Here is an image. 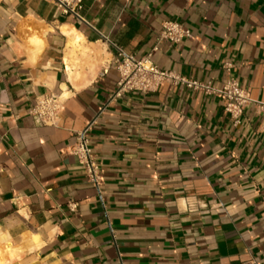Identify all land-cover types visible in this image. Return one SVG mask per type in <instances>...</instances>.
I'll use <instances>...</instances> for the list:
<instances>
[{
  "label": "crops",
  "instance_id": "0c3cea01",
  "mask_svg": "<svg viewBox=\"0 0 264 264\" xmlns=\"http://www.w3.org/2000/svg\"><path fill=\"white\" fill-rule=\"evenodd\" d=\"M80 1L76 18L0 0L2 264H264V109L235 123L221 98L169 83L115 97L112 66L116 46L264 103V0ZM168 21L191 37L158 41ZM49 95L56 126L29 114ZM86 127L98 191L70 152Z\"/></svg>",
  "mask_w": 264,
  "mask_h": 264
},
{
  "label": "built area",
  "instance_id": "2783aa9c",
  "mask_svg": "<svg viewBox=\"0 0 264 264\" xmlns=\"http://www.w3.org/2000/svg\"><path fill=\"white\" fill-rule=\"evenodd\" d=\"M64 15H73L78 17L77 11L80 8V0H52ZM191 37L189 29L175 21L164 22L161 25V31L158 41H167L172 44H179L185 39ZM115 49V59L113 61L114 70L118 74L117 90L115 97L120 96L125 91L150 92L156 89L162 83L180 85L192 91H199L207 96L219 97L223 100V109L235 119L238 118L243 110L255 103L259 109H264V103H257L251 100L235 80H228L221 88H213L208 83L187 80L179 75L159 70L151 61L150 55L142 59H135L132 55L126 53L121 48L113 46ZM156 49H154L155 51ZM63 99L61 96H40L35 99L34 105L29 110L30 116L45 126H56L59 113L63 109ZM264 127V121H262ZM88 129L75 133L74 144L70 149L71 155L77 158L83 166L87 181L97 191L101 183L99 166L88 147ZM73 208L75 205H70ZM248 264H255L250 262Z\"/></svg>",
  "mask_w": 264,
  "mask_h": 264
},
{
  "label": "bare ground",
  "instance_id": "6f19581e",
  "mask_svg": "<svg viewBox=\"0 0 264 264\" xmlns=\"http://www.w3.org/2000/svg\"><path fill=\"white\" fill-rule=\"evenodd\" d=\"M72 33H73V35L76 36L75 39L77 42L83 41L82 38L78 34H76L74 31H72ZM88 53H89L88 49L83 50V56H87ZM70 73H72V72L70 71ZM70 75H71L72 82H74L76 76L74 74H70ZM15 253H16V251L11 247L10 244H7L4 247V249L0 248V264H2L4 262L6 254H9L10 257H13V256H15L14 255Z\"/></svg>",
  "mask_w": 264,
  "mask_h": 264
}]
</instances>
